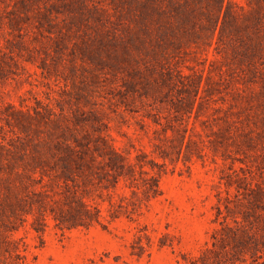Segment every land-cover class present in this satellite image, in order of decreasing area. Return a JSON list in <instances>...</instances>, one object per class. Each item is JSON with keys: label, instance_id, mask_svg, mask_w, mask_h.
I'll return each instance as SVG.
<instances>
[{"label": "rangeland", "instance_id": "rangeland-1", "mask_svg": "<svg viewBox=\"0 0 264 264\" xmlns=\"http://www.w3.org/2000/svg\"><path fill=\"white\" fill-rule=\"evenodd\" d=\"M171 1L157 13L151 0H0V142L16 154L47 133L103 136L140 185L122 178L109 190L103 175L84 196L102 223L63 233L50 220L32 249L39 264H191L220 226L242 133L263 157L264 0H223L221 14L220 0H189L185 30ZM133 2L145 6L141 50L127 33ZM151 177L159 194L148 199ZM132 190L140 209L112 220L109 200ZM29 228L19 235L38 245Z\"/></svg>", "mask_w": 264, "mask_h": 264}, {"label": "trees", "instance_id": "trees-1", "mask_svg": "<svg viewBox=\"0 0 264 264\" xmlns=\"http://www.w3.org/2000/svg\"><path fill=\"white\" fill-rule=\"evenodd\" d=\"M222 3L220 0V14ZM159 5V0H151L149 7L157 13L163 12L164 9H157ZM142 7L145 9L133 2L134 19L127 29L129 43L140 50L148 37L143 36V17L139 15ZM170 7V17L182 29L193 26L189 0H172ZM220 14L212 28L213 36ZM130 35L137 41L131 42ZM150 37L159 46L163 43L160 36ZM254 124L258 127V122ZM66 129L71 131L69 125ZM250 134L246 131L241 134L240 149L244 157L239 158V171L234 170L227 176L225 210L218 206L220 226L212 233L211 245L191 258V264H264V155H251L250 149L255 144ZM257 136L259 141L264 140V132H257ZM97 139L94 142L90 135L80 138L71 133L62 136L47 133L39 136L31 148L16 154L0 142V264H39L32 249L43 246V235L50 220L63 233L101 224V209L88 203L84 196L86 191L101 186L103 175H109V190L117 188L122 178L130 180L131 187H140L135 182L138 179L131 174L127 158L112 145L108 146L103 136ZM156 180L151 177L143 181L148 199L159 194ZM132 193L133 196L122 195L118 202L109 200L112 220L122 214L134 218L143 202L137 191ZM28 225L39 238L38 245L19 235L22 229L28 230Z\"/></svg>", "mask_w": 264, "mask_h": 264}]
</instances>
